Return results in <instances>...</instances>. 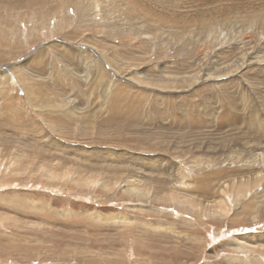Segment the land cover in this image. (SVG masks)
<instances>
[{
    "label": "rangeland",
    "instance_id": "rangeland-1",
    "mask_svg": "<svg viewBox=\"0 0 264 264\" xmlns=\"http://www.w3.org/2000/svg\"><path fill=\"white\" fill-rule=\"evenodd\" d=\"M0 264H264V0H0Z\"/></svg>",
    "mask_w": 264,
    "mask_h": 264
},
{
    "label": "bare ground",
    "instance_id": "bare-ground-1",
    "mask_svg": "<svg viewBox=\"0 0 264 264\" xmlns=\"http://www.w3.org/2000/svg\"><path fill=\"white\" fill-rule=\"evenodd\" d=\"M176 1V0H175ZM183 1V0H182ZM178 2V1H177ZM186 8V7H185ZM160 10V9H159ZM158 10V11H159ZM236 13V12H235ZM159 20V19H158ZM201 26V25H200ZM214 145V144H213ZM261 173V172H260ZM257 181V180H256ZM244 208V207H243ZM226 211H227V209H226ZM223 214V213H222ZM235 244V243H234ZM236 247H238L237 245H236ZM244 250H245V248H244Z\"/></svg>",
    "mask_w": 264,
    "mask_h": 264
}]
</instances>
